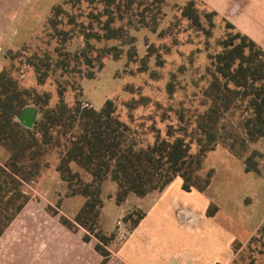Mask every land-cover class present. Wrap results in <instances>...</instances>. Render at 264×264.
Segmentation results:
<instances>
[{
    "label": "trees",
    "instance_id": "obj_1",
    "mask_svg": "<svg viewBox=\"0 0 264 264\" xmlns=\"http://www.w3.org/2000/svg\"><path fill=\"white\" fill-rule=\"evenodd\" d=\"M163 2L144 4L151 8L158 5L159 9ZM196 3L190 0L182 9V17L198 30L211 33L202 20L213 25L211 17L218 13L203 16ZM140 5V0H65L53 9L48 22L56 41L53 53L43 57L36 54L34 62H28L34 71V84L21 86L8 67L0 73V145L9 153L6 163L0 164V238L30 202L25 187L39 178L43 159L51 150L59 153L56 170L67 197L82 196L86 201L73 219L51 206L46 210L70 231L84 229L85 242L95 237V249L103 257L101 264H106L110 256L106 246L113 236L108 237L99 227L105 181L117 185V204L131 194L144 197L162 192L177 178L182 179L185 191L204 192L213 177V171L201 174L209 152L222 144L242 158L250 143L264 139V48L226 20L229 33L219 41V52L209 56V82L198 107L165 110L162 117L169 119L173 114L177 124L166 125L165 137L161 129L152 127L156 133L153 142L144 143L143 130L123 121L111 100L101 110L83 108L79 100L71 105L65 101V94L74 87L57 79L56 93L40 90L51 72L67 71L72 63L92 67L106 55L120 57L123 52L119 47L99 49L96 44L117 41L133 45L130 28H134V14L130 11H138ZM149 27L142 15L134 29ZM79 37L84 45L69 51V44ZM132 50L136 51L135 46ZM28 106L39 110L31 128L18 119ZM186 112L189 121L183 125ZM252 159L253 155L245 158L247 172L257 171ZM216 212L214 206L208 215ZM143 217L140 214L133 221V229ZM260 252L263 254L264 249Z\"/></svg>",
    "mask_w": 264,
    "mask_h": 264
},
{
    "label": "rangeland",
    "instance_id": "obj_2",
    "mask_svg": "<svg viewBox=\"0 0 264 264\" xmlns=\"http://www.w3.org/2000/svg\"><path fill=\"white\" fill-rule=\"evenodd\" d=\"M19 1L22 3L15 4L10 16H6L2 59L24 87L29 84L27 79L34 74L28 62H34L36 54L43 57L46 53H53L56 41L52 39L48 22L53 9L65 0ZM151 1L140 0L138 11H130L134 14V28L138 26L142 15L150 24L149 28H130L131 36L135 38L133 45H121L117 41L96 44L99 49L119 47L123 52L120 57L106 55L92 67L72 63L67 71L51 72L47 83L40 90L56 93L57 79L65 86L74 87V90L69 88L65 94V101L71 105L79 100L83 108L101 110L111 100L123 121L143 130L141 140L144 143L153 142L156 133L151 130L152 127L161 129L162 137H165L166 125L177 124V117L173 114L169 119L162 117L165 110L173 108L188 111L198 107L209 82V56L219 52V41L229 33L224 20L264 43V24L257 20L259 16L251 15L250 0H196V8L203 16L212 11L218 13V16L211 17L213 25L204 18L202 20L205 29L211 33L198 30L182 17V9L190 0H164L159 9L158 5L151 8L144 4ZM88 11L86 8V14ZM83 20L86 23L89 21ZM83 45V39L79 37L69 44L68 50L74 52ZM133 46L136 51L132 50ZM82 74L86 75L82 77ZM185 118L183 125L189 121V113L186 112ZM252 155L251 163L256 164L257 171L247 172L245 158ZM58 158V151L51 150L43 159L39 178L25 188L31 196L30 204L41 210L51 206L62 215H69L67 211L72 208L70 202L73 199L67 197L66 191L60 188L53 172ZM210 171H213V177L206 191L188 192L183 189V184L181 188L188 193L186 196L191 204L207 202V213L214 206L217 207L219 213L215 222L223 228L227 241H232L235 252L230 253L227 246L224 264H264V253L260 252L264 249V139L250 143L242 158L219 144L204 159L202 176ZM172 184L173 190L179 185L175 181ZM117 191L115 183L110 180L104 182V207L99 227L108 237L113 236L106 246L110 252L109 259L111 251L127 242L133 230V221L143 214L137 209L142 198L131 194L122 204H117ZM83 198L80 196L82 203ZM118 222H122L121 231H125L123 238L118 234ZM254 232L256 234L249 238ZM92 241L98 243L95 237H92ZM99 260L102 261L100 255Z\"/></svg>",
    "mask_w": 264,
    "mask_h": 264
},
{
    "label": "crops",
    "instance_id": "obj_3",
    "mask_svg": "<svg viewBox=\"0 0 264 264\" xmlns=\"http://www.w3.org/2000/svg\"><path fill=\"white\" fill-rule=\"evenodd\" d=\"M21 3L19 0H0V73L7 67V62L2 59L6 16H10L13 7ZM249 4L251 15L259 16L257 20L264 24V0H250ZM249 37L264 48L263 42L253 35ZM27 81L28 86L34 84L32 78ZM35 108L28 106L22 111L25 122H20L26 127L39 118ZM5 150L0 145V164L9 158ZM56 168L57 164L53 172L60 188L66 191ZM180 179L174 180L179 183L174 190L171 183L162 192L138 197L142 201L138 202L137 209L144 217L132 230L127 242L111 251L106 264H224L227 246L230 253H235L232 241H227L223 228L215 222L219 212L210 217L207 202L191 204L186 196L188 193L181 188L183 181ZM71 198L72 208L67 212L72 217L65 216L73 219L85 199L82 203L80 196ZM46 208L41 210L30 202L26 205L0 238V264H101L103 257L95 249L97 243L83 240L85 230L70 231Z\"/></svg>",
    "mask_w": 264,
    "mask_h": 264
},
{
    "label": "water",
    "instance_id": "obj_4",
    "mask_svg": "<svg viewBox=\"0 0 264 264\" xmlns=\"http://www.w3.org/2000/svg\"><path fill=\"white\" fill-rule=\"evenodd\" d=\"M35 109H36V112L38 113V112H39L38 108H35ZM22 113H23V112H21V113L19 114L18 119H19V121H21V122L23 123V122H25V119H24ZM37 120H38V119H37ZM37 120H36V121H37ZM34 124H35V123H34ZM34 124L31 125L30 127H33Z\"/></svg>",
    "mask_w": 264,
    "mask_h": 264
},
{
    "label": "built area",
    "instance_id": "obj_5",
    "mask_svg": "<svg viewBox=\"0 0 264 264\" xmlns=\"http://www.w3.org/2000/svg\"><path fill=\"white\" fill-rule=\"evenodd\" d=\"M118 227H119V231H118V234L123 238L124 237V230L121 231L123 225H122V222H118Z\"/></svg>",
    "mask_w": 264,
    "mask_h": 264
}]
</instances>
